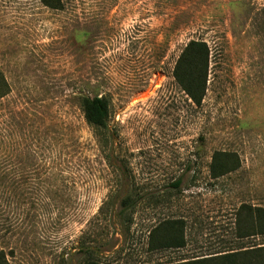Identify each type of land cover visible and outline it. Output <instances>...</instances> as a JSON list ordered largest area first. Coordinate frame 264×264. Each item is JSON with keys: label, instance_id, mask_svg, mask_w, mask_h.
I'll use <instances>...</instances> for the list:
<instances>
[{"label": "rangeland", "instance_id": "obj_1", "mask_svg": "<svg viewBox=\"0 0 264 264\" xmlns=\"http://www.w3.org/2000/svg\"><path fill=\"white\" fill-rule=\"evenodd\" d=\"M0 0V252L10 264H84L88 233L102 264H167L253 245L242 205L264 209V0ZM211 47L196 106L174 69L190 41ZM84 96L110 103L105 154ZM241 169L213 179L215 152ZM182 180L180 189L172 184ZM140 204L126 237L124 195ZM103 208V209H102ZM101 209V211H100ZM183 220L187 246L148 253L150 231Z\"/></svg>", "mask_w": 264, "mask_h": 264}, {"label": "trees", "instance_id": "obj_2", "mask_svg": "<svg viewBox=\"0 0 264 264\" xmlns=\"http://www.w3.org/2000/svg\"><path fill=\"white\" fill-rule=\"evenodd\" d=\"M45 7L59 9L63 5L62 0H39ZM264 20V7L256 14ZM211 47L206 41H190L180 55L175 69L174 78L178 86L196 106L200 107L206 97L210 74ZM10 94V86L0 69V101ZM81 107L86 123L94 131L101 150L104 152L112 142L109 133L110 103L105 98L84 96ZM107 161L110 166L108 155ZM241 161L237 153L215 152L209 165L210 175L213 179H221L238 172L241 169ZM182 180L172 184V189L178 190ZM120 199L118 209L114 213V219L121 228V235L126 237L134 223V214L140 204L152 202L155 198L150 195L132 194L117 197ZM103 209V208H102ZM101 211V209H100ZM236 237L238 240L257 238L264 235V209L256 205H242L236 214ZM78 247L84 264H102L100 262V249L90 245L88 233L84 234ZM185 222L183 220H169L162 222L158 227L150 231L148 236V253L159 251L185 249ZM249 250L244 247L238 250L211 255L208 258L181 260L167 264H264V246L253 245ZM0 264H10L7 256L0 252Z\"/></svg>", "mask_w": 264, "mask_h": 264}]
</instances>
